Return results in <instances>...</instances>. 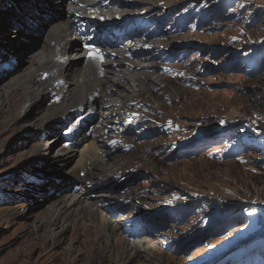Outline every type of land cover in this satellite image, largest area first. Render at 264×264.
Segmentation results:
<instances>
[{
    "label": "rangeland",
    "instance_id": "1",
    "mask_svg": "<svg viewBox=\"0 0 264 264\" xmlns=\"http://www.w3.org/2000/svg\"><path fill=\"white\" fill-rule=\"evenodd\" d=\"M100 1L104 15L109 17L114 10L116 16H132L134 32L145 36L152 33L154 37L124 40L114 48L126 51L128 63L120 62L112 73L101 74L114 85L102 92L107 98L96 97L98 100L92 102L98 104L88 116H95L94 124L90 125L93 122L87 117L81 123L74 121L73 126L68 124L71 128L67 130V125L62 128L64 123L59 124L67 121L64 110L73 107L80 91H73L74 87L70 90L69 86L64 94L67 80V85L54 86L60 93L44 91L39 98L35 93L42 91L43 82L30 91L25 83L41 78L33 57L43 50L49 35L46 23L66 19L69 10L73 13L71 5L57 0L55 15L46 13L45 24L39 23L38 30L42 31L20 45L21 34L14 31L19 32L22 23L26 26L30 22L27 12L39 13L37 7L33 0H0V19L4 18L0 26L6 27L0 38L7 33L3 44H9L10 51L0 59V74L16 70L10 77L0 75V87L6 93L4 97L0 89V109L4 108L1 103L5 98L6 105L20 103L18 109H11L12 114L0 115V264H188L186 259L193 255L189 264L199 260L198 264H216L221 254L246 237L256 236L264 219V143L256 152L227 159L220 156L226 145L215 136L216 129L225 132L235 125V131L243 133L242 144L249 149L253 144L259 146L257 132L264 133V70L258 74L260 64H256L264 53V0H118L115 5H108L110 0ZM81 7L82 3L77 10ZM74 16L78 18V14ZM81 19L83 22L77 24L79 35L84 34L80 28L91 29L84 27L88 18ZM156 19L157 25L151 26ZM147 20L148 29L144 27ZM97 28L94 31L98 36ZM81 38L87 42L88 37ZM76 54V49L71 50L67 57L78 63ZM236 54L242 57L238 62ZM117 72L127 78L130 75V81L118 84ZM80 78L77 73L71 76L75 86ZM153 78L162 82L156 83ZM17 84L19 90L15 89ZM119 95L131 102H120ZM103 100L133 114L128 122L113 118V134L101 129L105 116L114 110L102 105L108 103ZM18 111L16 119L13 114ZM140 114L148 115L150 122L141 121ZM51 124L57 133L49 129ZM78 124L94 132L93 140L101 152L93 162L109 175L105 183L101 171L93 166L87 172L98 177L85 180L87 173H83L78 181L72 180L65 174L67 167L57 159L64 144L71 147L61 137L71 130L72 134H80ZM58 138L63 142L53 147ZM110 140L118 143L113 146ZM50 181L53 185L47 186ZM73 190L84 191L86 212L80 213V207L63 221V227L56 229L52 225L54 210L68 200ZM88 206L91 209L87 210ZM92 210L103 212L118 227L113 240L100 239L104 236L103 226ZM79 220L86 221L87 226H77ZM223 221H227L223 228L211 235ZM73 222L76 227H72ZM62 229L65 231L60 232ZM53 230L61 233L56 244L49 241ZM258 233L264 240V230ZM120 237L147 253L130 250L125 259L120 258L118 250L125 249ZM92 241L101 247L100 251L92 243L88 245ZM105 247L107 251L101 253Z\"/></svg>",
    "mask_w": 264,
    "mask_h": 264
},
{
    "label": "bare ground",
    "instance_id": "2",
    "mask_svg": "<svg viewBox=\"0 0 264 264\" xmlns=\"http://www.w3.org/2000/svg\"><path fill=\"white\" fill-rule=\"evenodd\" d=\"M66 1L69 2V5H71V11L73 13H70V10H69V13L67 14V18L64 19L63 21L59 22V23H56V24L46 23V25L49 27L48 28L49 35L44 42L43 50L38 52L36 54V56L33 57V59L35 60L36 66L38 68V72H40L38 74V76L41 78L28 79L25 84H26V87H28L29 91H30V89L34 88L35 85H38L41 82H43L42 87H44V88L42 89V91L41 92L38 91V93H35L36 94L35 97H39V98L41 97V95L44 94V91H47L49 93H57L58 91L54 89L55 88L54 86L55 85L62 86L63 83H65V82H66L65 85H67L68 82H69V85L66 88L67 91L62 89L64 94H66L69 91V86H70V90L72 89V87H74L73 91H80V95H79L80 97L78 98L77 102L73 105V107L68 106V109L70 108L69 111L64 110L63 114H65V115L68 114L66 116L67 121L64 120L59 124V125H61L64 123V126L62 128L66 127L65 125H67L66 129L69 130L71 127H68V124L70 126L74 121L81 123L83 119L87 118L92 113V111L94 109L93 107H95V105H98V104H96V102L93 103L94 106L92 105V102H94L96 97H99L98 99L107 98L106 94L104 95V94H102V92L106 93V91L111 89V87L114 85V83H112V81H110V78L107 75H105V76L102 75L103 76L102 77L101 74L102 73L108 74L110 71L112 73L114 71L113 68L115 66L119 65L120 62L128 63L127 62L128 60L126 58V55H127L126 51L124 49H122L121 51H118V50L116 51V50H114V48L115 47L117 48L118 47L117 45L122 44L123 40L126 38L127 39H134L137 37L145 38V33L142 35H139L137 32L133 31V29H134L133 22H134L135 18H126V19L121 18L120 16L114 15V10L113 11L111 10L109 12L110 13L109 17L104 15L101 12L104 5L101 4L100 0H78L77 3H74L71 0H66ZM64 3H65V1H64ZM81 3H82V7H81L82 12L80 13L81 10H77V7L79 6V4L81 6ZM117 3H118V0L117 1L116 0H110L108 5H110V4L115 5ZM32 4L37 7V11L40 13V15H38L39 13L31 15V13L28 14V12H27L26 17L28 16V19L30 22H28V24L26 26H25V24L22 23V25H24V27L19 28L20 29L19 32L14 31L16 34H21V37L18 39V40H20V45L24 44L23 40H26V38L33 36L35 33L38 34L42 31V30H40V31L38 30L39 23L42 22L43 24H45L43 17L46 16V13H48V16L52 15L53 13L55 15V13L57 11L56 9L58 6L57 0L47 2V3H45V2L42 3L41 0H33ZM73 14H78L79 18H76L75 16L73 18ZM68 15H69V17H68ZM82 17H87L89 19L93 18L95 23L91 24L90 22H88V24H90L91 29L95 28L97 26L96 22L98 20L104 21V22H101V25H98L99 28H97V29L100 31V33L98 34L99 36L102 35V31L105 33H107L109 31L108 26H105L104 24L106 22L111 21L109 23H111L113 25V28H112L114 30L113 35L116 36L115 40H117V41L110 43L107 39H104L102 42L99 40H96V41H94L95 45L93 48H87L86 46L91 45V44L84 43L83 39L81 37H88V38L90 37L91 38L92 34L86 33V34H82V35L80 34L79 35L77 33V29H78L77 24L83 22V19H81ZM141 17H144V16L141 15ZM0 20H2L0 22V23H2L4 21V18H2ZM5 28L6 27H4V25L0 26V34L3 32V30H5ZM137 30H138V28H137ZM6 34L7 33L5 32L4 36H2L0 38V43H1L0 44V52L3 53V56L0 57V59L5 58L10 52V51H8L9 44H5V45L3 44ZM96 36H97V34H96ZM73 38L74 39L76 38L75 43L72 42ZM88 38H87V40H88ZM93 39H95L94 36L92 37V40ZM120 41H122V42H120ZM77 43H79V44L77 45ZM141 43H143V42H141ZM17 45L18 44H16V46ZM106 47L109 49H107ZM134 47H136V45ZM19 48H21V47L19 46ZM75 49L77 50V54L74 56V58H79V61L83 62L84 65L80 62L74 63L72 61V58L67 57L68 52L71 50H75ZM79 50H81V51H79ZM82 50L84 52H82ZM128 51H131V48L128 49ZM102 53H106V55L103 56L104 61L100 60V55H102ZM114 56H116V58L111 61L110 58L114 57ZM13 57L16 58L17 60L19 59L18 55L16 56L13 54ZM107 58H109V60H107ZM70 61H72V62H70ZM81 64H82V66L79 68V65H81ZM15 71L16 70H14L11 73L8 71H5L2 74L6 73L10 77ZM75 73H77V75H80V77H81L76 86H75V83H73L71 80V76ZM2 74H0V75H2ZM117 75L120 76V78L117 79L118 84H123V81L125 79L130 81V78H129L130 75H128V78L123 76L120 73H118ZM6 78H7L6 76L2 77V79H6ZM66 78H68V79H66ZM67 80H69V81L67 82ZM153 81L156 83L162 82V80H158L155 78H153ZM138 82H139V79H138ZM10 84H12V83L10 82L9 85ZM1 87H0V89H1V92L3 91V96H4V94H6V93H4L5 91ZM40 88H41V86H40ZM15 89L19 90L20 86L17 84ZM58 93H60V91ZM177 94H179V90L175 93V95H177ZM45 96H50V95L46 94ZM107 96L112 98L113 94H111V95L108 94ZM119 96H121V95H119ZM0 99H1V97H0ZM98 99H96L95 101H97ZM119 100H121L120 102H122V103L124 101L131 102L127 97L125 98L124 96H121V98H119ZM6 101H7V98L2 99L1 106H3L4 108L0 109V115L1 116H5L6 113L12 114V112H13L11 110L12 108L18 109V107H20V103L18 104V102H10L6 105ZM106 101H108V100H103L102 102H106ZM112 102L115 103V101H113V100H112ZM112 102L108 101L107 106H106V104H102L105 107H109L110 109L114 108V110L112 111V114L105 116V118H104L105 125L102 126V128H101L104 130H109V132H110L109 134H111V133L113 134L114 129H116V126L114 125V123L116 124V121H115L116 119H113V118L118 116L119 118H121V120L123 119L124 122H128L129 120L132 119L131 116H133V114H129L126 111L121 110V109H123L122 106L110 105V104H112ZM117 103H119V102H117ZM89 107H90V109H88V110H90V111L87 112V108H89ZM5 108H6V110H4ZM63 114H62V116H63ZM143 114H140L141 121L142 120L146 121L147 119H149L148 115H143ZM13 115L16 119L19 118V116H20L19 111H18V113H14ZM50 115H51L50 117L53 116V114H50ZM72 117H75L76 120L72 119ZM94 117H91L90 119L88 117L89 121L93 122ZM89 124L90 123H88V126L93 125L94 122L90 125ZM59 125H58V129L60 132V130H62V129L59 127ZM71 126H73V125H71ZM78 126L81 130L80 134H72V132H71L72 130H71V131H67V134H64V137H61V135H60V137L63 141L68 142V146L71 145V147H67L66 144H64L65 146L61 150L62 154L57 158L59 161H62L64 163L63 164L64 166L67 167V172H65L63 170L61 173H63V172H65V174L67 173L69 176L72 177V180H75V181L78 179V176H80V174H83V173L86 174L87 173V177L85 178V180H88V179L91 180L93 178L98 177V175L93 174L91 172L88 173L87 172L88 169H90L92 166H93V168L98 167L97 169H99L101 171L100 176H102V181H103V183H105L104 181H107L108 179H110L109 175L107 174L106 171L101 169L99 166H96L95 162H93L94 160L98 159V156L101 152V150L97 148L98 146L96 145V141L93 140L94 139V132L91 133L92 130H89L88 128H82V125H80V124H78L77 127ZM54 128H55L54 124H51V128H49V129H52V131H53ZM137 129H139V128H137ZM84 130L88 131V132L86 131L88 135H86V132L85 133L83 132ZM54 132L57 133L56 129H54ZM99 132H96V133L98 134ZM68 136H71V138ZM61 139L58 138L57 143L54 144L53 147H56L55 145H58V144L61 145V142H63ZM120 139L121 138H119V141H122ZM97 142H101V140H99ZM110 142H112L111 144L114 146L115 144L118 143V140H110ZM80 145H82L81 146V147H83L82 149H80L81 148ZM126 145H128V144H126ZM147 145H149V144H147ZM214 149L216 151L220 152V150H219L220 148L215 147ZM74 161H76L75 165H73ZM99 164H100V162H99ZM61 173H60V175H62ZM65 179H66V177L64 176V180ZM52 185H53L52 181H50L47 184V186H52ZM83 192L84 191L75 192L73 190V192L69 196L68 200L66 198V200L60 205V207L55 208L52 225H55L56 229L60 228L61 226L63 227L65 225V224H63V221H65L66 219L68 220L69 216L73 215L74 211H78V209L80 207L83 206L80 213H82L83 211L86 212V210L84 209V204H85L84 203V201H85L84 196L85 195ZM82 193H83V195H82ZM106 201L110 202L109 199H107ZM90 207L91 206H88L87 210L91 209ZM95 212L99 215V216L97 215L96 217H97V220H99L100 225L103 226V230H104V236L100 237V239L102 241H103V239L105 241L113 240L117 236L118 227L116 225L110 223V221H108V218L105 217L103 212H100L99 210H94L92 212V214H95ZM127 216H129V215H127ZM127 216H125L124 218H122L119 221L120 222L123 221V219H125ZM73 223H72L73 224L72 227H76L75 222H73ZM79 225L80 226H87L86 221H84V220H79L77 222V226H79ZM40 228H42V227L40 226ZM120 230H122V229H120ZM61 231L64 232L65 230L62 229V230H60V232ZM60 234L61 233L58 234V232H56L54 230L51 231V235H50L51 238L49 239L50 243H53V244L58 243L60 241ZM120 239H122V241L121 240L120 241L124 242V245H125V249L118 250V255L120 258L125 259L124 257L130 253V250H134L136 252V254H140L142 251L144 252V254L147 253L146 250L141 251L140 246L138 244H136V243L131 244L129 242H126L125 238H122V237H120ZM91 243H92V247L94 246L96 251L97 250L100 251L99 249H101V247L98 246L99 248H97L95 241L88 243V245ZM102 249L103 250L101 253L107 251L106 247L102 248ZM115 250H117V249L115 248ZM111 256L112 255L109 254L108 257H111ZM193 256L195 258V255H193ZM126 258H128V257H126ZM194 258L192 257V258L186 259V261L185 260L184 261L189 264V263L193 262ZM197 260H199V259H197ZM179 261H180V259H179ZM199 262H201V261L199 260L196 264H198Z\"/></svg>",
    "mask_w": 264,
    "mask_h": 264
},
{
    "label": "trees",
    "instance_id": "3",
    "mask_svg": "<svg viewBox=\"0 0 264 264\" xmlns=\"http://www.w3.org/2000/svg\"><path fill=\"white\" fill-rule=\"evenodd\" d=\"M264 70V60L261 62V66H260V68H259V70H258V74L259 73H261L262 71ZM259 117H260V115H259ZM252 126V125H251ZM252 128H254V129H257L255 126H252ZM241 133V132H240ZM235 136H236V138H239V133H235ZM257 138H259L258 140H259V142H258V144H259V146H257L256 148L255 147H253V146H249L250 148L247 150V149H245V150H243V153L244 154H247V153H250V151H254V152H256L257 150L256 149H259V148H261L262 147V144L264 143V133H263V130H260V131H258L257 132ZM242 147H244L243 145H241ZM263 150H264V147H263ZM263 164V163H262ZM263 174H264V172H262ZM262 174V175H263ZM253 210H254V208H252ZM262 210V209H261ZM263 211V210H262ZM263 217H264V213H263ZM260 224H262L261 225V227H260V229L259 230H263L264 229V219H262L261 221H260Z\"/></svg>",
    "mask_w": 264,
    "mask_h": 264
}]
</instances>
